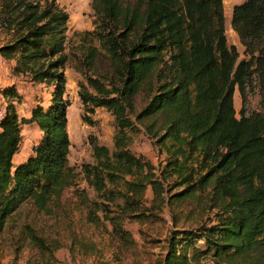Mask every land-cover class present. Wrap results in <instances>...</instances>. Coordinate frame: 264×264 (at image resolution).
<instances>
[{"label": "trees", "instance_id": "16d2710c", "mask_svg": "<svg viewBox=\"0 0 264 264\" xmlns=\"http://www.w3.org/2000/svg\"><path fill=\"white\" fill-rule=\"evenodd\" d=\"M90 6L89 32L109 70L108 76L85 75L77 95L84 112L96 106L110 111L115 129L111 148L91 139L92 160L77 170L67 160V12L54 0H0L4 24L15 25L13 40L0 44V54L14 58V70L52 85L45 104L33 105L26 117L15 110V87L1 91L6 103L0 117V232L22 202L29 200L50 214L71 187L88 221H107L112 236L132 246L124 220L142 221L152 206L190 199L203 219L189 229H171L158 264H199L202 259L264 264V0L231 7L229 24L246 56L241 58L226 41L222 0H91ZM87 56L94 58L91 52ZM253 86L260 108L246 112V93ZM234 89L240 98L238 116ZM138 91L147 101L133 120L129 113ZM134 121L165 153L158 173L151 161L128 148ZM29 122L41 137L32 154L13 165L20 123ZM147 187L154 203L144 205ZM26 235L40 257H54L57 246L32 230Z\"/></svg>", "mask_w": 264, "mask_h": 264}, {"label": "rangeland", "instance_id": "374dc122", "mask_svg": "<svg viewBox=\"0 0 264 264\" xmlns=\"http://www.w3.org/2000/svg\"><path fill=\"white\" fill-rule=\"evenodd\" d=\"M54 1L67 12L63 31V51L66 53L63 73L65 95L69 100L66 108L69 138L67 160L78 170L81 162L92 160L91 139L112 147L115 129L113 115L104 106H96L92 112H84L77 95L78 83L85 82V75L108 76L109 65L95 36L89 32L93 28L94 19L91 0ZM241 1L243 0H222L226 41L235 45L238 58L246 56L242 53L243 47L231 29L229 20L232 5ZM5 16L6 13L0 9V44L13 40L15 34L13 23L9 27L4 24ZM90 52L94 54L92 59L87 56ZM13 65L14 58H5L0 54V117L6 103L1 94L4 87H15L18 93L17 100L13 102L15 110L18 116L25 117L29 115L33 105H44L52 90L51 84L33 80L30 73L14 70ZM88 90L93 92L91 87ZM133 99V112L129 116L134 120V112L145 104L147 96L143 91H138ZM258 100V90L253 86L246 93L245 111L259 109ZM233 106L238 116L240 98L236 89L233 91ZM82 116L89 120H83ZM134 124L135 129L128 130V148L134 154L151 161L158 173L164 163L165 153L144 132L141 122L134 121ZM20 132L21 139L12 159L13 165L32 154V147L41 137L34 122L20 123ZM79 185H85L82 179H79ZM163 186H167L166 181ZM173 190L175 189L171 191ZM151 197V190L147 187L143 204L154 203ZM74 200L71 187H68L63 190L58 206L50 214L39 211L29 200L22 202L7 218L4 229L0 232V264H45L48 260L51 264H158L164 252V239L169 231L189 229L203 219V213L199 207H195L192 200L174 202L166 199L159 209L152 206V213L142 221H123V227L135 241L132 246H123L110 233L107 221H88L85 210L77 208ZM28 230L42 236L51 247L57 246L53 251L54 257H40L28 240ZM199 264L209 262L202 259Z\"/></svg>", "mask_w": 264, "mask_h": 264}, {"label": "crops", "instance_id": "0c3cea01", "mask_svg": "<svg viewBox=\"0 0 264 264\" xmlns=\"http://www.w3.org/2000/svg\"><path fill=\"white\" fill-rule=\"evenodd\" d=\"M235 36V35H234ZM14 156V155H13ZM12 159H13V157H12Z\"/></svg>", "mask_w": 264, "mask_h": 264}]
</instances>
